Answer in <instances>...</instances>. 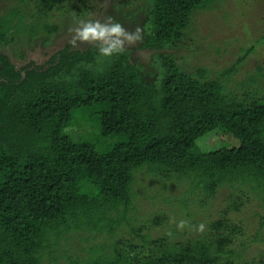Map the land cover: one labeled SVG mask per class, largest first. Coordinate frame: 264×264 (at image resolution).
Segmentation results:
<instances>
[{"label": "trees", "instance_id": "16d2710c", "mask_svg": "<svg viewBox=\"0 0 264 264\" xmlns=\"http://www.w3.org/2000/svg\"><path fill=\"white\" fill-rule=\"evenodd\" d=\"M40 1L43 15L57 2ZM210 1L145 0L139 47H175L192 12ZM21 24L16 8L5 9L0 43L10 42ZM98 47L67 45L44 66L21 70L0 53V264H40L67 233L105 232L112 239L129 223L133 173L145 165L190 180L206 196L226 184H250L264 198V96L253 90L237 101L223 92L219 79L235 64L205 80L204 69L183 71L172 54L158 53L150 72L131 61L127 48L98 61ZM73 125L86 130L73 135ZM214 130L223 146L202 152L197 140ZM105 138L117 140L98 149ZM140 230H132L140 243L117 240L69 264H232L228 247L239 233L222 220L186 241Z\"/></svg>", "mask_w": 264, "mask_h": 264}, {"label": "rangeland", "instance_id": "374dc122", "mask_svg": "<svg viewBox=\"0 0 264 264\" xmlns=\"http://www.w3.org/2000/svg\"><path fill=\"white\" fill-rule=\"evenodd\" d=\"M144 4L145 0H57L54 8L43 15L38 11L40 0H0V15L5 9L16 8L22 23L14 30L10 42L0 43V53L19 70L44 66L52 54L67 45L79 51L90 45L73 47L70 43L69 29L78 21H103L111 16L127 30L134 31L138 26L142 28ZM45 27L51 31L47 32ZM144 38L143 34L141 41L126 44L125 48L131 50V61L145 71L153 72V61L163 52L176 57L183 71L204 69L205 80L216 79L235 64L231 72L219 79L223 92L237 101H244L246 92L250 94L253 90L257 91L255 96H264V0H211L192 12L184 37L167 50L139 47ZM249 48L250 52L242 57ZM239 58L242 60L237 63ZM77 117L75 114L74 121ZM89 128L87 125V132L92 130ZM85 130L83 125L70 128L73 135L83 134ZM116 140L105 138L98 149L105 150ZM197 145L202 152H209L223 143L219 131L214 130L198 139ZM133 176V199L127 212L129 223H122L111 235L112 239L105 232L89 230L64 234L58 245L44 251L40 264H69L75 259L84 262L92 256V251L117 240L140 243L141 238L132 231L139 228V234L148 233L153 239L166 236L172 241L196 239L207 235L218 220L239 229L228 247L233 253L226 258L232 264L264 260V198L250 191V184H235V187L226 184L213 196H206L202 189H193L190 180L172 174L158 175L146 165L135 170ZM235 200L240 204L238 209L230 207ZM156 217L158 221L153 224ZM181 220L187 222L183 229L177 227ZM200 224L205 225L203 232L198 231Z\"/></svg>", "mask_w": 264, "mask_h": 264}, {"label": "clouds", "instance_id": "9594fccd", "mask_svg": "<svg viewBox=\"0 0 264 264\" xmlns=\"http://www.w3.org/2000/svg\"><path fill=\"white\" fill-rule=\"evenodd\" d=\"M72 33L70 43L73 47L79 44L98 43V61L103 58H111L113 55L125 51V45H133L143 39V29L136 27L134 31L127 30L121 23L109 16L105 20H80L77 25L69 29ZM79 42V43H78ZM186 221L181 220L177 227L183 229ZM204 224H200L198 231L203 232Z\"/></svg>", "mask_w": 264, "mask_h": 264}]
</instances>
